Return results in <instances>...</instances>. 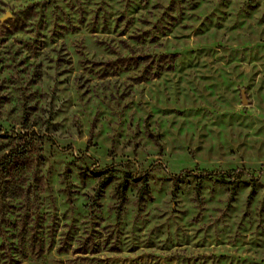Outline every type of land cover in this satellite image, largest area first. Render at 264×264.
<instances>
[{
    "label": "rangeland",
    "instance_id": "rangeland-1",
    "mask_svg": "<svg viewBox=\"0 0 264 264\" xmlns=\"http://www.w3.org/2000/svg\"><path fill=\"white\" fill-rule=\"evenodd\" d=\"M15 144L0 264H264V0H0Z\"/></svg>",
    "mask_w": 264,
    "mask_h": 264
},
{
    "label": "trees",
    "instance_id": "trees-1",
    "mask_svg": "<svg viewBox=\"0 0 264 264\" xmlns=\"http://www.w3.org/2000/svg\"><path fill=\"white\" fill-rule=\"evenodd\" d=\"M24 142H22V143H20V145H21V147H22V150L21 151H23V153L20 155L21 156V158L23 159L24 158V156H25V153H26V147H25V145L23 144ZM18 150V146H17V144H15L13 147H11L10 149H9V151L7 152V153H4V154H2V158L0 159V160H2V162H4V164H3V167L5 168V169H10V154L12 155V152H16Z\"/></svg>",
    "mask_w": 264,
    "mask_h": 264
},
{
    "label": "water",
    "instance_id": "water-1",
    "mask_svg": "<svg viewBox=\"0 0 264 264\" xmlns=\"http://www.w3.org/2000/svg\"><path fill=\"white\" fill-rule=\"evenodd\" d=\"M245 102H246L245 97L244 95H242V103H245Z\"/></svg>",
    "mask_w": 264,
    "mask_h": 264
}]
</instances>
